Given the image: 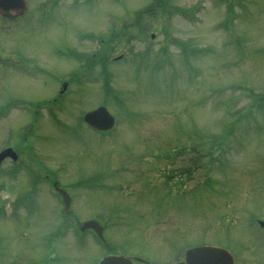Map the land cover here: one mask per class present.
Instances as JSON below:
<instances>
[{
  "label": "rangeland",
  "instance_id": "obj_1",
  "mask_svg": "<svg viewBox=\"0 0 264 264\" xmlns=\"http://www.w3.org/2000/svg\"><path fill=\"white\" fill-rule=\"evenodd\" d=\"M38 1L41 0H28L29 12L34 9L35 13L27 17L14 19L15 16H11L12 18L7 19L14 20H4V17L0 16V57L4 61L3 67H0V101L7 99L8 103L15 102L22 107L24 104H31V101L50 100L55 97L60 90L61 82L67 81L65 79L67 73H70L69 79L76 82V86L70 85V98L66 95L62 99L68 105L65 122L68 123L69 120L70 124L63 127L53 119H50V122L44 119L37 140L40 144V154L53 164L50 169L66 175H59L58 179L63 180L72 192L74 214L78 215V220L94 216L101 211L105 203L104 196L98 198L94 196V192L88 194L80 189L79 182H75L84 180L87 172L95 168V173L101 172L112 177L105 176L102 187L112 188L107 203L109 201L119 204L122 210L130 207L136 196L139 199L150 197L147 201L155 206H159L165 200L160 210L162 215L157 214L151 218L153 223L148 226L138 223L130 228L120 226L113 231H111L112 227H108L107 234L112 237L113 250L118 247L119 242L116 237L122 230L134 237H153L148 239L155 241L156 245L163 244L171 237L180 236L185 241L180 238L176 240L178 243L172 244L173 252H177L185 244L182 242L208 239L204 236L211 235V239L221 238V241H228L231 237L244 235L246 230L240 226L243 222L238 218L233 225L229 220H218L220 211L224 213L227 208L219 201L207 181L202 180L194 188L184 191L183 197H177L176 189L172 188L176 184H169V179L176 180L175 175H180V180L184 179L179 173L181 170L185 171L181 165L197 166L190 163L188 157L184 158L185 149H178L170 159L173 162H168L164 158L176 144H182L185 140L199 143L201 147H192L198 149L211 143L208 135L213 136L214 132L207 133L204 129L199 132L192 131V127L198 122H202L200 127L210 128L216 132L222 129V133L227 134L233 130L239 119L249 118L252 109L257 107L258 103H264L259 100L261 96L252 95L250 92L248 97L253 99V102L232 109V105L236 106L246 101L243 95L245 90L233 87L228 89L229 85L237 84L241 80L244 81L245 89L253 86L254 92L257 93L264 89V0H233V2L172 0L175 5L185 6L191 18L180 14L165 15L163 10L161 12L158 10L155 15L150 16L148 30L155 32L156 35L151 39L152 45L148 46L147 50L159 53L165 45L166 50L162 52L166 54L154 58L149 63L138 60L130 65L126 61L132 59V54L128 52L129 49L132 50L131 47L119 43L109 49L113 57L126 54L125 58L118 60L117 65L112 62L106 63L108 68L113 67L109 69L107 76H110L109 87L113 88L114 85L118 87L117 97L120 99L118 104L113 102L115 99L109 95H106V98L110 104L102 101L105 92L98 80L93 83L90 74L85 73V68L75 69L80 63L89 60L88 56L93 53L102 54L96 40L90 38L86 42L83 37L94 34L98 39L103 40L106 28H112L114 23L120 27L133 20L135 18L133 12L147 5L151 0H80V2L46 0L40 7L39 13ZM231 7L233 11H230ZM194 13L196 20H191ZM224 22L228 24L225 26ZM133 31L137 29L134 28ZM142 35L146 37L147 30ZM233 38H236V41L233 42ZM194 42L202 47L186 44L182 59L180 52L182 44ZM135 43H137L134 44L135 52L147 46V41L143 38L136 39ZM207 52L220 53L222 56L212 54L207 55L208 57L203 56ZM76 53L82 54L77 56ZM178 53L180 54L174 59L176 63L172 68L169 56ZM195 55L198 56L192 62L191 57ZM204 62L207 63L204 65ZM208 67L211 69H207ZM73 70L75 75L71 74ZM102 73L100 70L99 76ZM98 79L106 86L104 79L102 80L101 77ZM219 85L227 89L224 90ZM231 95L234 101L227 110L225 104ZM99 100L119 116L120 121L118 128L109 138L104 139L94 135L79 118L81 109L94 107L101 103ZM132 105L136 108L134 111ZM158 105L165 106L167 112ZM141 111L142 114L138 117L136 113ZM60 113L62 112L58 114ZM16 116L17 113L13 112L10 118L0 120V146L6 142L4 136L9 127L18 128V134L21 132L20 126L15 123ZM259 116L260 114L256 118L253 117L248 124L253 126V122H256ZM25 118V115L20 116V121L17 122L22 124ZM30 129L28 127L27 132ZM97 139L99 140L96 142ZM232 139H235L236 145L248 140L244 150L255 154L251 157H247L241 151L226 154L224 169L222 165L219 167L216 165L214 169L208 166L207 175L211 181L215 182L225 177L235 161L242 163L245 169H253V172L259 173L258 164L264 162L262 160L264 127L240 126L234 132ZM15 140H18V136ZM218 143L222 144V141L219 140ZM143 144L144 152L138 157L127 153V151L137 153ZM229 144L228 141L223 142V145ZM116 149L122 152L118 153ZM117 159L120 162H117ZM144 159L154 162L146 163ZM168 164L170 165L167 166ZM242 170V167L237 166L235 173L239 174ZM165 171L172 176L177 172L168 179L163 174ZM201 172L203 169L198 168L194 175L198 177L196 174ZM258 176L263 179L264 170L260 171ZM261 179L250 176L236 180L235 188L239 197L248 193L246 191L248 187L261 186L260 189L252 188L251 193L255 197L251 202H249L251 199L245 196L244 207L234 202L240 218L243 219L249 214L246 209H253V213L258 214L264 210V187H262L264 182ZM19 181L21 180L16 179V183L10 186L8 184L11 182L4 181L0 176V184L3 183V186L0 185L2 207L6 206L10 209V198ZM120 182L127 185L121 186L122 189L118 192L123 194L118 196L113 191L116 189L115 185ZM192 182L185 185L188 187ZM88 200L91 201L90 207ZM107 203L102 212L104 215L108 206H111ZM132 206L138 207L140 212L146 209L144 207L148 204L138 202ZM2 207L0 205V210H3ZM41 211H44V208ZM18 216L21 218L20 214ZM122 216L125 217L126 214L122 213ZM12 219L9 216L4 217L0 212V236L6 235L7 224L3 223V220ZM111 220L116 219L111 217ZM43 224L44 222L40 225ZM228 226L231 227L227 230ZM70 236L67 235L60 240V243L66 246L65 252L69 249L66 244L71 243ZM9 246L6 264L7 261H13L15 264H29L34 261L32 250L27 243L9 244ZM130 247L137 253L153 251L136 244H130ZM79 248L77 247V250ZM168 249L170 248L165 247V250ZM165 250L160 248L159 264H164L172 256ZM70 252L74 253L75 250L70 249Z\"/></svg>",
  "mask_w": 264,
  "mask_h": 264
},
{
  "label": "water",
  "instance_id": "obj_2",
  "mask_svg": "<svg viewBox=\"0 0 264 264\" xmlns=\"http://www.w3.org/2000/svg\"><path fill=\"white\" fill-rule=\"evenodd\" d=\"M20 0H0V7L7 8L11 5L18 4ZM87 120L96 123L98 126H107L109 123V118L106 112L102 109L99 112L88 113Z\"/></svg>",
  "mask_w": 264,
  "mask_h": 264
},
{
  "label": "trees",
  "instance_id": "obj_3",
  "mask_svg": "<svg viewBox=\"0 0 264 264\" xmlns=\"http://www.w3.org/2000/svg\"><path fill=\"white\" fill-rule=\"evenodd\" d=\"M171 9H174V8H171Z\"/></svg>",
  "mask_w": 264,
  "mask_h": 264
}]
</instances>
